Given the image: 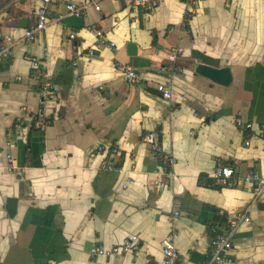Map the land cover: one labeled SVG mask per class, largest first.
<instances>
[{
    "label": "crops",
    "instance_id": "1",
    "mask_svg": "<svg viewBox=\"0 0 264 264\" xmlns=\"http://www.w3.org/2000/svg\"><path fill=\"white\" fill-rule=\"evenodd\" d=\"M83 1L56 0L48 14ZM156 2L149 9L101 0V10L66 14L30 41L24 31L42 0H0V44L8 36L14 42L12 56L0 59V264H162L170 231L179 264H216L214 230L232 235L233 260L225 264H264V194L243 180L253 170L264 176V0ZM89 24L116 48L88 55L96 43ZM176 46L184 48L180 69L168 75L160 66ZM45 48L58 94L41 106L42 72L32 57ZM113 56L139 68L144 80L126 81ZM203 62L229 66L232 82L198 73ZM160 82L172 98L157 89ZM43 118L44 128L36 125ZM238 118L253 124L250 145ZM150 131L176 157L170 183H156L166 174L144 141ZM99 146L104 151L92 155ZM218 164L235 169L233 182L214 179ZM243 214L250 220L234 226L232 216ZM133 235L137 251L90 253Z\"/></svg>",
    "mask_w": 264,
    "mask_h": 264
},
{
    "label": "built area",
    "instance_id": "2",
    "mask_svg": "<svg viewBox=\"0 0 264 264\" xmlns=\"http://www.w3.org/2000/svg\"><path fill=\"white\" fill-rule=\"evenodd\" d=\"M56 0H42L43 4L35 11L36 20L31 25L27 26L24 31V37L30 41L37 40L47 29L51 22H57L62 20L66 14L85 16L87 15L88 8L93 6L96 10H101V0H84L82 3L69 2L67 3V13H59L52 17L48 14L47 5ZM185 2H193L194 0H182ZM137 4H147V8L152 9L156 5V0H135ZM86 30L95 37L96 43L94 46L90 47L87 51L88 55L94 56L100 48H107L109 50H114L116 48V42L109 40L103 29L96 24H89L86 26ZM80 35L77 32H72L70 34L71 38H78ZM14 42L10 36L0 44V59L8 58L13 54ZM184 48L182 46H176L171 48L169 53L170 63H166L160 66V71L172 75L177 72L180 68L176 63L178 55L182 54ZM48 50L45 48L43 57L33 56L32 62L38 67L42 72V82L39 87V102L41 106H44L49 100L55 98L58 94V88L52 80V76L47 71L48 68ZM113 61L116 70L124 77V79L130 83H139L144 80V74L141 70L131 64L121 61L117 56H113ZM157 89L163 93L166 98H172L173 91L170 85L160 82L157 84ZM26 109V106L23 107ZM36 125L45 127L44 118L41 121H36ZM237 125L242 133L247 136L246 145L251 144L249 137V132L253 128V124L249 121H244L242 118L237 119ZM144 141L149 144L150 148L154 153L158 155L162 170L166 174V179L164 182L156 181L157 184H166L171 182V178L174 175L173 167L176 164V157L172 152L168 151L160 141V134L157 131H150L144 135ZM11 146L12 142H8ZM117 150V146L114 147ZM104 151V146H99L98 150L93 152L92 155L96 153H102ZM9 168L10 170L15 169L14 166V156L12 154L8 155ZM102 167L104 169L113 170L116 168L114 163L104 162ZM213 177L216 181L228 184L233 182L235 176V169L230 165L218 164L215 168ZM246 183H249L253 187L254 194L259 197L264 194V176L260 172L253 170L243 177ZM126 185V184H125ZM178 204V203H177ZM180 213L179 209L174 210V215L177 216ZM249 221L250 217L246 214L241 216H232L231 223L236 226L241 221ZM215 231V235L212 239V262L216 264H225L231 262L232 251H233V241L232 235ZM141 241L138 235H133L128 237L121 245H114L111 247H106L104 245H94L92 246L90 253L92 256H111L114 254L134 252L140 247ZM162 252L163 261L162 264H179V250L175 245L174 232L170 231L162 239ZM150 262V260H147Z\"/></svg>",
    "mask_w": 264,
    "mask_h": 264
},
{
    "label": "water",
    "instance_id": "3",
    "mask_svg": "<svg viewBox=\"0 0 264 264\" xmlns=\"http://www.w3.org/2000/svg\"><path fill=\"white\" fill-rule=\"evenodd\" d=\"M127 46L130 54L136 55L138 53L136 43L129 42ZM196 71L223 85H229L233 80V73L229 66L217 67L203 62L196 66Z\"/></svg>",
    "mask_w": 264,
    "mask_h": 264
}]
</instances>
